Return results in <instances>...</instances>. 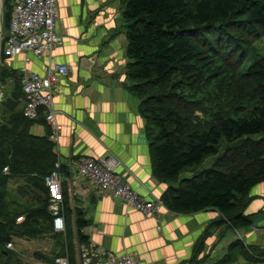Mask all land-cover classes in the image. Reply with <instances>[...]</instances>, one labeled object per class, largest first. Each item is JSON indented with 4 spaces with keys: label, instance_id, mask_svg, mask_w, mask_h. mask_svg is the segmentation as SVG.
Masks as SVG:
<instances>
[{
    "label": "trees",
    "instance_id": "trees-1",
    "mask_svg": "<svg viewBox=\"0 0 264 264\" xmlns=\"http://www.w3.org/2000/svg\"><path fill=\"white\" fill-rule=\"evenodd\" d=\"M14 2L4 1V37ZM123 2L129 90L141 103L156 175L167 183L179 182L164 194L163 205L178 214L213 209L222 214L220 222L228 221L235 230L253 227L245 209L252 189L264 183V57L259 48L264 41V0ZM3 43L0 264L4 259L9 264L20 261L19 254L8 248L18 239L50 240L53 248L32 255L55 264L58 258H68L71 241L54 230L45 178L57 170L61 173L62 166L58 167L45 110L33 121L24 116L22 73L4 65L9 58ZM215 82H224L227 88L211 84ZM40 123L49 130L45 136L32 131ZM213 156V166L195 175L194 170ZM188 172L194 177L179 180ZM17 181L25 186L13 190L11 184ZM13 192L28 202L13 206ZM64 206L67 221L66 196ZM20 217L24 221L17 223ZM76 226L78 238L85 241L83 230L89 221L80 210ZM231 249L232 254L215 264H231L239 256L249 264L264 262V250L258 247L238 240Z\"/></svg>",
    "mask_w": 264,
    "mask_h": 264
},
{
    "label": "crops",
    "instance_id": "crops-1",
    "mask_svg": "<svg viewBox=\"0 0 264 264\" xmlns=\"http://www.w3.org/2000/svg\"><path fill=\"white\" fill-rule=\"evenodd\" d=\"M58 5L56 31L61 42L43 55L25 53L4 65L20 71L28 57L29 70L41 76L56 65L68 68L56 86L54 109L62 127L55 148L70 209L64 235L71 241L65 255L71 264H82L86 250L133 256L140 264H194V260L215 264L233 253L231 247L238 240L264 250V201L249 204L245 215H251L254 226L238 231L228 221L220 222L222 214L213 209L178 214L163 205L158 214L145 216L122 199L95 192L72 172L71 164L79 158H114L123 181L155 202L179 184L156 175L141 103L129 90L123 0H58ZM32 131L38 136L49 133L42 123ZM259 187L264 190V183L252 189L251 201L257 199ZM78 210L89 221L83 230L85 241L78 238ZM231 264L249 262L239 256Z\"/></svg>",
    "mask_w": 264,
    "mask_h": 264
},
{
    "label": "built area",
    "instance_id": "built-area-1",
    "mask_svg": "<svg viewBox=\"0 0 264 264\" xmlns=\"http://www.w3.org/2000/svg\"><path fill=\"white\" fill-rule=\"evenodd\" d=\"M59 20L58 0H15L9 33L1 40L4 53L9 59L22 54L40 56L61 42L56 28ZM30 59L27 57L25 63ZM22 90L26 99L24 116L33 121L45 110L47 124L51 128L50 140L56 146L62 127L57 123L54 109V93L60 79L68 75L66 65H56L41 76L23 67ZM59 167V165H58ZM117 162L114 158H79L71 164V170L79 178L87 180L93 190L99 194L122 199L129 208L145 216L158 214L163 207L161 200L149 201L138 191L125 183L116 173ZM50 196V212L53 215V227L57 233H66L64 216L63 176L59 170L45 178ZM23 217L17 219L22 223ZM12 247L11 244L8 245ZM55 264H69L68 258H58ZM82 264H139L133 256H115L102 251H84Z\"/></svg>",
    "mask_w": 264,
    "mask_h": 264
},
{
    "label": "rangeland",
    "instance_id": "rangeland-1",
    "mask_svg": "<svg viewBox=\"0 0 264 264\" xmlns=\"http://www.w3.org/2000/svg\"><path fill=\"white\" fill-rule=\"evenodd\" d=\"M4 1L5 0H0V3H1V9H0V28H1V35H0V69L2 68V65H3V63H2V50H1L2 49L1 48L2 47V43H1V40H2L3 35H4L3 34V31H4V24H5L4 23ZM259 45H260L259 48H260L261 56L264 57V41L262 43H260ZM249 63L246 64V66L244 67V69H246L249 66ZM24 67L29 70L27 64L24 65ZM211 84H214V86H216L215 84H217L218 85L217 87H220V88H222V87L223 88H227V86L224 84V82H219V83L218 82H215V83H211ZM4 94L5 93L3 92V88L1 87V84H0V106H1L2 102L5 99V95ZM201 96H203V95H201ZM201 96H199V97H201ZM2 118H3V113H2L1 107H0V122H2ZM260 138H261L260 136H254L253 137V139H255V140H258ZM225 148H226V145L223 146L222 151H224ZM215 161H216V157L215 156L208 158L201 167H199L196 170H194L196 172L195 175L196 174L199 175L204 170H207V169L211 168L213 166V164L215 163ZM192 177H194V172L183 173L181 175V179H188V178H192ZM24 186H25V183L23 181H17V182H14V183L11 184V187H12L13 190H17L19 187H24ZM255 190H258L259 191V193L257 194V199H254V200L251 201V198L249 197V199L247 200V206H246V208H248L249 207V204L252 203V202L253 203H256V202L259 203L258 200L264 201L263 198H258L259 196H262V197L264 196V190L260 189V187H259V189H255ZM252 195L253 194L251 192L250 196H252ZM12 199H13V201L12 202L10 201V202H11V204L13 206L14 205L15 206L16 205L21 206L22 204H26V202H28V201H25L24 199L16 198L15 192H13ZM30 200L32 201L31 198L29 199V201ZM49 209H50V205H49ZM262 210H264V208ZM260 212H261V209L259 208V213ZM257 215H259V214H257ZM254 216L256 217V215H254ZM249 217L251 218V215H249ZM254 221H255L256 225L259 226V224H257V222L259 223L260 221L257 220V219H254ZM248 246H250V245H248ZM8 248L11 249V250H13V251H15V252H17L19 254V258H20L19 259L20 261H18V260H12L10 262V264H34V263L38 262L39 260L35 259V257H33L32 254L35 251H37V250H39L41 248H44L45 250L49 251V249L53 248V245H52V242L50 240L47 241V242H44V241H40V240L18 239V240H16L14 242V245H12V247H9L8 246ZM1 264H9V261H7V260L4 259V260H2V263Z\"/></svg>",
    "mask_w": 264,
    "mask_h": 264
},
{
    "label": "water",
    "instance_id": "water-1",
    "mask_svg": "<svg viewBox=\"0 0 264 264\" xmlns=\"http://www.w3.org/2000/svg\"><path fill=\"white\" fill-rule=\"evenodd\" d=\"M0 9H1V3H0ZM0 35H1V28H0Z\"/></svg>",
    "mask_w": 264,
    "mask_h": 264
}]
</instances>
